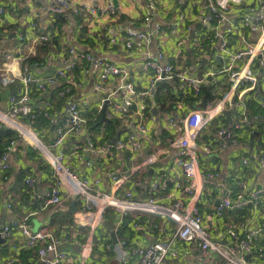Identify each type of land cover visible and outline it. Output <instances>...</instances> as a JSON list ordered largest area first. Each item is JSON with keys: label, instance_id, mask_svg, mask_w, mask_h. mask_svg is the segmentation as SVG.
I'll list each match as a JSON object with an SVG mask.
<instances>
[{"label": "built area", "instance_id": "2783aa9c", "mask_svg": "<svg viewBox=\"0 0 264 264\" xmlns=\"http://www.w3.org/2000/svg\"><path fill=\"white\" fill-rule=\"evenodd\" d=\"M135 1L105 0L103 7L98 10L102 15L110 18V22H114L117 20L119 4H134ZM175 1L177 15L170 29L176 31L179 24L187 23L185 32L195 35L197 38L195 44L201 45V42L206 39L217 41L216 50L229 56L225 67L217 74H228L231 86L221 99L206 101L204 108L188 110L181 121L180 137L169 140V147L174 150L175 179L172 181L171 191L166 193V203L157 200V194L168 189V175L164 172L161 173L159 180L149 183L145 199L134 200L130 191L125 192L121 198L115 196L124 182V175L113 173L111 192H105L101 187V180L95 179L90 182L80 178L68 165V161L73 157L81 159L82 152L91 153L98 158L112 148L119 152H126L127 160L133 161L142 150V139L156 132L155 127L148 126V122H158V117L152 115L150 108L146 105L148 100L153 104L156 86L163 82H174L184 97H199L206 77L210 80L214 76V72L205 71L202 56L197 57L195 61L196 69L200 70L201 74L204 73L199 78L185 69L172 66L162 50H158L154 56L147 54L138 69L148 75L149 84L144 90L138 92L129 81L131 69L122 68L105 56L98 57L90 51H83L75 46H69L61 54L59 63L61 69L48 75L37 74L35 72L37 65H23L26 57H22V49L18 51V56L4 54L5 59H12V64L10 73L0 78L1 84L18 83V88L16 94L8 97L7 110L0 111V124L15 131L19 139L36 149L57 179L56 186L42 198L38 211L48 208L63 209L68 199L79 204V210L74 213L72 221L75 226L87 228L89 236L88 240L80 245L79 264H87L93 249L96 228L108 213L111 214L114 231L121 227L123 219L128 216L133 217L129 225L131 232L144 224L148 232L151 230L153 234L164 236L168 231L167 223H171L174 227V235L169 242L160 240L131 248L125 240H118L116 245L110 241L103 244L102 250L112 254L116 264H130L132 259L134 264H165L169 261H181L182 255L184 257L192 250L200 251L207 259V263L203 264H217L215 259L221 260L223 264H253L255 257L264 255V246L256 243L260 228L252 227V223L258 217L260 202L264 199V187L250 186L244 175V170L251 166L256 171H264V154L242 160L234 180V190L231 194L222 196L217 202L215 208L217 217L223 216L226 212L247 210V216H244V219L224 228L223 232L228 243L224 245L211 239L199 211L203 188L215 186L218 174L202 168L196 144L199 134L215 118L223 117L225 112L231 110L237 111L238 118L229 126H221L218 129L217 148L224 149L228 144L236 145L239 131H247L250 127V130L255 129L256 123L254 126L253 124L258 116L249 118L243 96L255 91L257 87L259 81L255 75L257 66L264 68V0L257 1L259 10L256 12L238 11L237 20L229 13L232 4L241 6V0ZM95 2L96 0H84L77 5L79 2L69 0H43L40 9L43 15L50 18L68 13L79 15L82 12L97 17ZM3 11V6H0V15ZM151 18V15L144 18L146 25H150L148 32L124 28L112 34L113 29L107 28L105 31L108 32L109 39L105 49L109 51L117 47L121 52L129 53L147 46L153 38L159 39L164 33L163 27L159 23L152 24ZM226 27L231 31L225 32ZM245 28L251 29L254 34L253 40H246ZM30 30L39 33L38 25L35 23H30ZM227 33L242 42V45L229 44L226 38ZM38 35L37 39L34 38V42L46 43L51 38L50 32ZM17 38L22 41L26 35L18 32ZM179 44L180 42L178 46ZM216 44L211 49H215ZM218 58L220 61L222 56ZM256 61L259 65H256ZM13 62H22L17 72L14 70ZM91 66L97 69L94 89L101 95L97 111L101 114L104 111L106 121L120 122V132L112 142H106L104 146L98 147L93 137L88 134V122L82 116L79 104L72 101L65 110L64 120L55 129L53 141L47 146L42 144L31 125L35 119L31 106L32 100L41 97L50 87L67 79V70L72 71L78 68L82 74H87ZM76 86L78 89L82 88L79 77H77ZM69 92L70 88H66L60 96ZM41 105L40 113L45 119L51 121V115L47 113L51 104L48 101H42ZM26 118H29L31 123L22 120ZM160 119L165 129L174 136L176 132L174 119L169 115H164ZM158 124L161 123L158 122ZM103 132L104 130L101 129L100 134ZM70 140L76 141L71 147V153L67 154L65 146ZM15 145L16 142L13 140L4 148L0 157V172L6 173L10 170V157ZM212 150V144H209L201 151L209 154ZM160 155V151L149 155L139 166L133 167L131 173L151 166ZM87 165L90 166L89 163ZM25 184L29 189H33L35 180L26 179ZM34 214L35 212H31L19 220H12L1 226L0 237L6 239L17 234L24 238L22 249H34L41 264H65L67 254L59 249L60 237L52 230L31 229L29 218ZM144 216H156L162 223L142 222ZM180 247L182 250L179 249ZM15 251L17 252L18 248H15ZM15 259L16 257H9L2 264H13Z\"/></svg>", "mask_w": 264, "mask_h": 264}, {"label": "crops", "instance_id": "0c3cea01", "mask_svg": "<svg viewBox=\"0 0 264 264\" xmlns=\"http://www.w3.org/2000/svg\"><path fill=\"white\" fill-rule=\"evenodd\" d=\"M70 2H79L80 5L84 0H69ZM105 0H96L94 8L97 12V17L90 16L84 12L79 15L72 16L70 13L65 14L66 23H55L54 18L47 17L41 12L43 0H0V6H3V14L0 15V78L10 73L12 59H5L4 54L9 56H18V51L23 50L22 57H37L40 58L37 65L36 73L39 75H48L57 69H61L59 63L61 54L67 50L69 46H75L83 51H90L98 57L105 56L111 59L116 65L131 69L129 81L133 83L135 89L139 92L144 90L149 84L147 74L139 71V64L144 60L147 54L154 56L158 50H162L166 59L172 66L179 67L188 71V73L202 77L204 73L196 69V58L202 56L205 63L206 72H214V76L210 80L204 81L201 87V94L197 98L184 97L178 90L177 84L174 82H163L165 89H159L158 86L154 91L153 104L148 100L146 105L150 108L152 115L158 117V122H148V126L155 127L156 132L151 133L149 137L142 139V150L135 156L133 161L127 160L126 152H119L112 148L108 152L102 153L98 158L87 152H82V158H71L68 165L80 176L88 181L101 180L100 184L105 192H111L113 173L124 175V182L119 191L115 194L116 197H123L127 191L132 192L134 200H143L147 197V188L150 182L159 180L161 173L168 175L167 190L157 194L159 202H167L166 193L172 189V181H174V166L173 156L174 150L169 147L171 138H179L181 135V121L190 109L198 108L202 100L205 102L221 99L229 90L231 84L228 74L219 73L222 70L229 56L221 54L216 50L217 41L211 39L203 40L200 44H195L196 37L191 32L186 33L185 27L187 23L179 24L178 29L174 31L170 29L171 24L177 15L175 0H136L134 4H124L118 6L117 20L110 22V18L100 13ZM258 0H241V6L234 4L231 6L230 16L237 20V12H252L258 11ZM230 7V6H229ZM152 12V13H149ZM151 15L152 24L159 23L163 27L164 33L160 38H153L150 43L133 52L123 53L117 47H113L109 51L105 49V44L109 36L105 31L111 27L112 34L120 32L122 29L133 28L148 32L150 25H146L145 16ZM59 17V16H57ZM61 17V16H60ZM232 18V19H234ZM30 23L38 25L39 33H34L30 30ZM59 25V28L57 27ZM110 31V30H109ZM231 31L226 27L225 32ZM21 32L26 35L22 41L18 40L17 33ZM50 32L51 35L58 36V47L52 46L56 51H43L41 42H34V38H38V34ZM111 33V31H110ZM246 40H253L254 34L250 28L244 29ZM226 38L229 44L242 42L227 33ZM34 40V41H33ZM51 38L49 39V41ZM180 42L179 46L178 43ZM45 44V43H44ZM216 44L215 49H211ZM220 61L218 57H221ZM218 58V59H217ZM14 63V70L17 72L21 67V63ZM256 65L259 62L256 61ZM254 71V70H253ZM68 77L60 81L56 86L50 87L45 94L37 99H33L31 106L33 107V115L35 116L32 124L29 118L22 119L24 122H29L33 130L37 134L38 139L44 145H49L55 137V129L64 120L65 110L72 102H77L81 109L82 116L87 120V131L93 137L94 143L98 146H104L106 142H112L118 132H120L121 123L113 121L114 130L102 120L101 112L97 111V104L100 99V94L95 91L94 84L97 81V69L91 66L87 74H82L78 68L72 71L67 70ZM81 75V76H80ZM255 75L258 78V83L255 91L249 92L243 96L245 106L248 110L249 118H253V108L264 116V68L257 66ZM77 77L82 81V88L76 86ZM167 86V87H166ZM18 83L2 85L0 81V111L7 110V100L10 95L16 94ZM70 88V92L64 96H60L64 89ZM170 96V97H169ZM254 100L257 105L252 107L250 102ZM42 101H48L51 108L48 114L51 115V121L45 119L40 113ZM165 101V102H164ZM164 103V105H162ZM171 103V105H169ZM162 106H171L170 110L166 111ZM169 115L174 119L175 130L174 136L167 131L164 124L160 121L161 117ZM238 114L236 110H231L229 119L226 115L217 117L211 122L200 134L196 140L198 147L199 161L208 172L218 174L215 186H207L202 190L201 203L199 211L202 215L204 224L208 228L213 241L228 244L226 236L223 232L224 228L229 225L239 222L247 216V210H239L226 212L223 216H215V208L217 202L222 196L232 193L234 190V180L238 173L242 160L244 158H252L261 153L264 154V134L261 138L255 135L257 131L264 132V124L253 130H243L237 133L238 144H228L226 148H217V131L221 126H229L237 120ZM255 125V122L253 126ZM0 128H6L0 124ZM101 129L104 130L100 134ZM14 133L16 142L13 151L11 152L10 163L11 167L6 173L0 172V227L6 225L12 220H19L31 212H35L29 218V224L32 230H52L60 237L61 244L59 249L67 254L65 264H79L80 245L88 240V230L85 227L75 226L72 217L74 214L68 212V207L71 200L65 202L63 209L48 208L43 211H38L42 198L49 190L56 186L57 179L52 170L41 157V154L32 146L19 139L17 133ZM255 135V136H254ZM76 140H70L65 146V152L71 153V147ZM212 144V153L206 154L201 150L206 145ZM249 145V146H248ZM161 152L157 161L149 167H144L131 173L133 167L139 166L146 157L152 154ZM90 164V166L87 165ZM151 169V173L149 170ZM244 175L250 186L264 187V171H256L252 168H246ZM33 178L35 186L29 189L25 180ZM79 210V204H76ZM111 216V214H108ZM245 216V217H244ZM112 218V217H110ZM107 222L110 220L104 218ZM143 221L151 224H161L162 221L156 216H144ZM255 229L260 228L256 243L264 246V199L261 200L258 217L252 223ZM147 226L141 224L137 230H122L119 228L115 231L122 234L123 239L131 247L144 246L147 243L156 241H170L174 235V227L171 223H167L168 231L164 236L153 234L146 230ZM118 240H122L119 238ZM112 242L109 233L100 224L96 228L93 249L88 259L87 264H116L114 257L110 253L102 251V245ZM24 238L17 234L11 235L4 239V243L0 244V264L9 257H16L13 264H41L36 256L34 249H22ZM18 248V251H15ZM22 249V250H21ZM182 250V247L179 248ZM217 264H223L219 259L214 260ZM207 263V259L203 257L198 250L188 252L181 261H169L165 264H203ZM134 264V260L130 261ZM253 264H264V255L255 257Z\"/></svg>", "mask_w": 264, "mask_h": 264}, {"label": "trees", "instance_id": "16d2710c", "mask_svg": "<svg viewBox=\"0 0 264 264\" xmlns=\"http://www.w3.org/2000/svg\"><path fill=\"white\" fill-rule=\"evenodd\" d=\"M70 15H72V14H70ZM72 16H75V15H72ZM68 19V18H67ZM67 19H66V17L65 16H59V17H54V22L55 23H62V24H64V23H66V21H67ZM57 27L59 28V25H57ZM58 45H59V43H58V36H54L53 37V35H51V40L50 41H48V42H46L45 44L43 43L42 45H41V49L43 50V51H49V50H51V51H56L55 49L53 50V48H51L52 46H55V47H58ZM40 60V58H37V57H26L24 60H23V65H28V66H34L35 65V63L36 62H38ZM160 85V84H159ZM165 85H167V84H161L160 86H158V100H159V89L160 90H162V89H165ZM167 87V86H166ZM170 97V96H169ZM160 101V100H159ZM165 102V101H164ZM250 104L252 105V107H255L256 105H257V103L254 101V100H252L251 102H250ZM162 105H164V103H162ZM169 105H171V103L169 104ZM170 107L171 106H167V107H164V106H162V108L164 109V110H166V111H168V110H170ZM253 114L254 115H256V116H258V119L255 121V123H256V125H257V128L258 127H260V126H262L263 124H264V116H262V114L261 113H259V111H256L255 110V108H253ZM105 125H107L108 127H110V128H112L113 130H114V124H113V121H107L106 123H105ZM262 134H264V132L263 131H257L256 133H255V135L258 137V139H260L261 138V135ZM254 135V136H255ZM13 138H15V136H14V133L13 132H11L10 130H8V129H5V128H0V157H1V155H2V153H3V151H4V148L11 142V141H13L14 139ZM109 212V211H108ZM109 214V213H108ZM111 216L110 215H107L106 214V216H105V218L107 219V220H112V218H110ZM133 219V217L132 216H128V217H125L124 219H123V224L121 225V229L122 230H128L129 229V225H130V223H131V220ZM117 236H118V239L119 238H122V240H124L123 239V237H122V234L121 233H119V231H118V233H117ZM103 251V250H102ZM104 252V251H103Z\"/></svg>", "mask_w": 264, "mask_h": 264}, {"label": "water", "instance_id": "95a60500", "mask_svg": "<svg viewBox=\"0 0 264 264\" xmlns=\"http://www.w3.org/2000/svg\"><path fill=\"white\" fill-rule=\"evenodd\" d=\"M60 16V15H59ZM62 68H64V66H62ZM200 108H204L205 107V100L203 99L201 104L199 105ZM226 115V118L229 119V115H230V112H225L224 113ZM102 116V120H104V111L102 112L101 114ZM149 173H151V169L149 170ZM77 207H76V204L75 202H71L70 206L68 207V212L71 213V214H74L75 212H77ZM101 225L106 229V231L109 233L110 235V239L112 241V243L114 245L117 244L118 242V239L116 238V235H115V231H114V225L107 222L105 219L102 220L101 222ZM4 243V239H2L0 237V244H3Z\"/></svg>", "mask_w": 264, "mask_h": 264}, {"label": "rangeland", "instance_id": "374dc122", "mask_svg": "<svg viewBox=\"0 0 264 264\" xmlns=\"http://www.w3.org/2000/svg\"><path fill=\"white\" fill-rule=\"evenodd\" d=\"M249 146V145H248Z\"/></svg>", "mask_w": 264, "mask_h": 264}]
</instances>
